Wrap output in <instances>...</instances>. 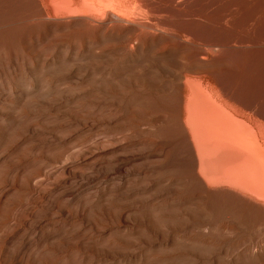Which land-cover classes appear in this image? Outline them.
Here are the masks:
<instances>
[{"label":"bare ground","instance_id":"obj_1","mask_svg":"<svg viewBox=\"0 0 264 264\" xmlns=\"http://www.w3.org/2000/svg\"><path fill=\"white\" fill-rule=\"evenodd\" d=\"M111 4L0 0V46L17 39L29 45L9 56L0 50V60L43 61L47 53L32 43L49 35L58 36L56 67L83 53L88 160L103 176L91 196L102 211L106 247L133 257L142 249L137 260L146 264H224L233 254L264 264V111L256 112L253 98L234 97L221 82L226 74L219 81L206 70L183 69L178 50L169 49L170 34L183 40L168 32L174 27L164 17L172 18L173 8L154 0H133L127 10ZM74 35L83 48L69 39Z\"/></svg>","mask_w":264,"mask_h":264},{"label":"rangeland","instance_id":"obj_2","mask_svg":"<svg viewBox=\"0 0 264 264\" xmlns=\"http://www.w3.org/2000/svg\"><path fill=\"white\" fill-rule=\"evenodd\" d=\"M132 1L112 0L111 5L127 10ZM154 1L173 8L172 18L169 14L163 17L168 16L174 27V32H168L182 36L180 44L170 34L173 43L169 49L178 50L175 54L183 69L206 70L219 81L226 74L228 81L221 82L227 83L232 95L240 96L241 102L244 95L246 102L255 99L254 108L262 113L264 0ZM180 6L178 15L174 9ZM78 36L67 38L81 49L83 37ZM56 39L58 36L49 35L32 43L47 53L40 64L0 60V264H146L137 260L142 249H136L133 257L106 247L102 211L91 196L99 194L103 176L98 169L92 172L88 160L86 68L80 63L83 53L74 55L76 61H67L61 65L63 71H57L61 66L56 67ZM28 48L24 39L0 46L6 56L14 50L25 53ZM203 48L207 53L197 56L199 59L193 55ZM216 50L221 53L218 57ZM212 51L216 58L210 56ZM225 56L230 59L225 60ZM228 63L238 70L234 67L232 71ZM248 79L251 84L245 83ZM252 84L253 88L255 84L261 87L251 89ZM243 86L248 91H243ZM259 260L237 254L223 258L224 264H257Z\"/></svg>","mask_w":264,"mask_h":264}]
</instances>
